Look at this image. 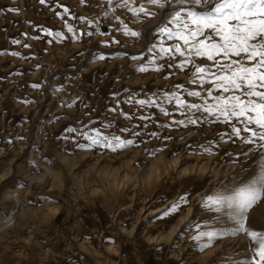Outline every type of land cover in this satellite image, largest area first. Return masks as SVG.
Masks as SVG:
<instances>
[{
  "label": "rangeland",
  "instance_id": "1",
  "mask_svg": "<svg viewBox=\"0 0 264 264\" xmlns=\"http://www.w3.org/2000/svg\"><path fill=\"white\" fill-rule=\"evenodd\" d=\"M115 16L140 36H125ZM153 19L133 17L106 0H0V264H238L251 258L253 244L245 234L219 238L203 250L192 236L233 230L226 215L208 210L202 198L254 178L257 145L220 141L221 133L231 131L226 123L164 127L184 119L174 101L164 102L168 116L159 106L134 103L159 100L175 85L184 86L180 95L186 102L201 103L186 91L205 95L212 85L189 83L191 66L185 72L176 68L179 56L157 57L158 72L136 71L140 65L152 67L154 44L158 51L161 41L175 43L159 37L157 27L138 59L94 50L141 49ZM167 19L168 14L159 25ZM100 55L105 59H97ZM68 128L134 143L116 151L80 149L77 145L88 141ZM205 146L212 154H197ZM182 195L187 203L163 216ZM245 226L264 232V199L247 214Z\"/></svg>",
  "mask_w": 264,
  "mask_h": 264
},
{
  "label": "snow or ice",
  "instance_id": "2",
  "mask_svg": "<svg viewBox=\"0 0 264 264\" xmlns=\"http://www.w3.org/2000/svg\"><path fill=\"white\" fill-rule=\"evenodd\" d=\"M43 4L45 0H40ZM83 4L85 0H80ZM103 4L104 0H98ZM107 5L114 8L127 9L133 17L140 16L161 19L150 8L164 10L168 19L163 26L157 25V33L161 38L175 41L171 46H164L163 42L157 51V45L149 49L154 55L148 60V65H140L136 71L145 73L148 71H160L157 65V57L161 59H173L179 56L181 59L175 65L181 72H185L191 66L189 83L204 87L211 84V88L205 89V95L200 91H186L188 97L200 99L201 103H188L181 98L180 92L183 85H175L174 90L164 93L158 99H135L134 103L141 107L159 106V110L168 116L170 113L164 107V102H175V107L184 119L173 120L164 127H188L198 126L202 123H226L230 126V132L221 133L220 141H233L239 139L244 145H257L260 149V164L258 173L241 185L230 191H218L215 195L204 199V206L217 213L223 212L227 219L234 224L231 232L228 231H198L192 239L200 243V249L211 247L213 243L225 236H234L238 233L245 234L253 244L251 258L239 261L238 264H264V232L249 230L245 226L247 214L264 199V0H144L138 6H133L137 0H106ZM207 3L208 7L203 11L195 10L193 6ZM179 5L180 7H172ZM171 9V11H169ZM65 9V13H67ZM105 16L108 11H105ZM119 21V27L123 34L129 37H139L140 33L131 30L127 24L115 16ZM85 22V18H80ZM87 23L91 25L92 20ZM68 32H73L70 25L65 24ZM48 36H54L56 40H63L64 36L59 32L44 30ZM92 35L93 33H87ZM76 39V37H74ZM113 43L117 41L113 40ZM18 43V41H14ZM27 47V45H25ZM12 55H17L12 53ZM99 60L105 57L100 55ZM138 59V57H132ZM196 59H206L209 65L194 63ZM171 66V65H170ZM168 77H165L167 79ZM38 88L39 85H32ZM60 91V89H57ZM216 93H219L218 95ZM211 101V102H210ZM30 103V101H21ZM75 101L68 102L64 106L71 107ZM133 102L130 97L127 101ZM199 113L200 115H197ZM125 119H130L127 114L121 112ZM141 120L146 117H139ZM235 121V123H233ZM254 126V127H252ZM69 133L79 132L87 144L77 145L80 149L90 150L93 147H101L111 151L132 146L134 141L122 139L120 136H102L98 130L83 132L80 129L68 128ZM242 133H248L247 136ZM155 136V133H151ZM227 138V139H225ZM167 139V138H166ZM234 142V141H233ZM215 145V142H209ZM153 155L155 153H152ZM197 154H212L210 147H203ZM248 155V152L243 153ZM187 203V197L181 196L171 204L163 213V216L175 214L180 207ZM198 230L200 225L195 226ZM224 264H227L225 261Z\"/></svg>",
  "mask_w": 264,
  "mask_h": 264
},
{
  "label": "water",
  "instance_id": "3",
  "mask_svg": "<svg viewBox=\"0 0 264 264\" xmlns=\"http://www.w3.org/2000/svg\"><path fill=\"white\" fill-rule=\"evenodd\" d=\"M208 6H206V7H203L204 9L205 8H207ZM201 8V7H200ZM203 8H201V10L199 9V7H195L194 9L195 10H199V11H203L202 9ZM169 11H171V9H169ZM164 14H167L166 12H162V14L160 15V17H161V19H163V17L165 16ZM158 24H160L159 22L155 25V26H153V27H150L149 29H147V30H145L144 32H143V41H144V45L142 46V48L141 49H139V50H123V49H111V50H98V49H94V50H97V51H100V52H102V53H109V54H112V53H115V52H121V53H124V54H126V55H128V56H135V55H140L141 53H143L145 50H146V48H147V46H148V39H149V36L151 35V33H152V31L157 27V25ZM104 31V30H103ZM93 50V51H94ZM93 51H90V52H93ZM89 52V53H90ZM85 63V61L83 62V64ZM58 73V71H56V73H54L53 75H51V77H50V80H52L53 79V77L56 75ZM59 73H64V74H70L71 73V71H69V72H66V71H59ZM50 84H47V86H46V90H45V93L47 92V91H49L50 90Z\"/></svg>",
  "mask_w": 264,
  "mask_h": 264
},
{
  "label": "bare ground",
  "instance_id": "4",
  "mask_svg": "<svg viewBox=\"0 0 264 264\" xmlns=\"http://www.w3.org/2000/svg\"><path fill=\"white\" fill-rule=\"evenodd\" d=\"M206 6H208L207 5V3L206 4H202V5H200L199 6V9L201 10V8H203V7H206ZM172 7H176V8H178V7H180L179 5H173ZM194 8L195 7H197V6H193ZM201 7V8H200ZM160 10V9H159ZM202 10H204V8L202 9ZM164 10H160L159 11V13L157 14L159 17H160V15L162 14V12H163ZM165 16L163 17V19L167 16V14H164ZM163 19H156V18H154L151 22H149V25L148 26H146V28L147 29H149L150 27H153V26H155L158 22L159 23H161L162 21H163ZM146 29V30H147ZM144 40V39H143ZM149 40H150V36H149V39H148V42H149ZM144 45V44H143ZM117 50V49H116ZM124 50V49H123ZM88 57V55H86V58ZM53 80V79H52ZM52 80H50L47 84H50V87H51V81ZM48 92V91H47ZM47 94V93H46ZM172 232V231H171ZM172 233H174V231L172 232ZM172 233H170L171 235H172ZM169 236V235H168ZM167 239H168V237H167Z\"/></svg>",
  "mask_w": 264,
  "mask_h": 264
}]
</instances>
